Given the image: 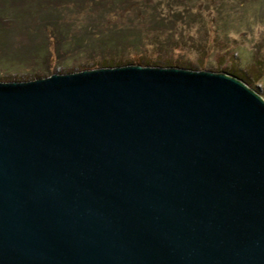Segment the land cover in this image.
I'll list each match as a JSON object with an SVG mask.
<instances>
[{
  "label": "water",
  "instance_id": "obj_1",
  "mask_svg": "<svg viewBox=\"0 0 264 264\" xmlns=\"http://www.w3.org/2000/svg\"><path fill=\"white\" fill-rule=\"evenodd\" d=\"M191 67L0 81V264H264V86Z\"/></svg>",
  "mask_w": 264,
  "mask_h": 264
},
{
  "label": "rangeland",
  "instance_id": "obj_2",
  "mask_svg": "<svg viewBox=\"0 0 264 264\" xmlns=\"http://www.w3.org/2000/svg\"><path fill=\"white\" fill-rule=\"evenodd\" d=\"M50 2L63 9L48 21L42 14L52 9ZM154 12L164 19L183 14L176 25L161 27L154 25ZM51 27L59 28L58 36ZM87 27L94 35L79 40ZM127 36L134 42L121 45ZM258 52L264 55V0H0V81L138 58L135 64L178 61L236 70L255 90L264 86Z\"/></svg>",
  "mask_w": 264,
  "mask_h": 264
},
{
  "label": "trees",
  "instance_id": "obj_3",
  "mask_svg": "<svg viewBox=\"0 0 264 264\" xmlns=\"http://www.w3.org/2000/svg\"><path fill=\"white\" fill-rule=\"evenodd\" d=\"M42 1H40V3H41ZM43 3V2H42ZM45 3H47V2H45ZM58 3L59 2H56V4L54 3V2H50L49 3V5L50 6H53L52 7V9L51 10H49L48 12H47V14H42V17H45V18H47L48 19V21H49V19H51V18H53V16H54V14L56 13L57 14V12H59V11H61L63 8L62 7H58L57 5H58ZM48 4V3H47ZM65 5V4H64ZM157 10V9H156ZM156 13V14H155ZM59 14H60V12H59ZM177 15H182L183 13H181V12H177L176 13ZM151 15H153V19L156 21L155 22V24L154 25H158V26H161V27H163V26H174V25H176V21L179 19L178 17H177V15H175V13L174 12H172V15L170 16V18L169 19H164V18H161L160 17V13H158V12H154L153 14H151ZM41 17V18H42ZM167 18V17H166ZM43 19V18H42ZM50 23V22H49ZM53 24V23H52ZM98 26V25H97ZM95 26L94 25H92V29L94 28ZM52 28V27H51ZM53 30L51 31L52 32V34L54 35V36H58V32H59V28L58 27H54V28H52ZM90 29H91V27L89 28V27H87L86 29H83L82 30V33H81V35H78V36H76L79 40H83V38H85L86 37V35H87V37H89L90 39L92 38V36L94 35V32L95 31H93L92 30V32H90ZM61 31V30H60ZM124 31V30H123ZM98 35H101V33H99ZM134 37H136V36H134ZM140 37V36H139ZM120 39V38H119ZM139 39H141V38H138V37H136L135 38V42L137 41V40H139ZM131 40H132V38H131V36H127V37H123V39L122 40H120V41H122L120 44L121 45H123V46H125V45H131L132 44V42H134V41H132L131 42ZM103 41L105 42V39L103 38ZM119 41V40H118ZM116 46H118V44H116ZM262 52H258L257 54H256V63L258 64V62H260L261 63V65L259 64V67L260 68H264V55L262 54ZM135 62H141L138 58H136V59H130L129 61H127V62H125V63H123V64H125V65H127V64H134ZM116 63V64H115ZM109 62V64L108 65H102V67H109V66H120V65H123V64H120L121 62ZM147 65H153V66H180V67H187V68H192L191 67V65H189V64H183V63H180V62H178V61H176L175 63H172V62H168L167 61V63H164V65H161V62L160 61H149V60H146V62H145ZM200 66H201V68H205V66L204 65H202L201 63H200ZM225 72H227V73H229V74H232V75H235V76H238V77H240L241 79H243L246 83H249L250 84V82L249 81H247L245 78L246 77H244L241 73H234V72H231V71H227V70H224ZM256 79V78H255Z\"/></svg>",
  "mask_w": 264,
  "mask_h": 264
}]
</instances>
